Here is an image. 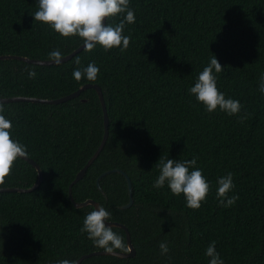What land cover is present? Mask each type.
<instances>
[{
  "label": "trees",
  "instance_id": "trees-1",
  "mask_svg": "<svg viewBox=\"0 0 264 264\" xmlns=\"http://www.w3.org/2000/svg\"><path fill=\"white\" fill-rule=\"evenodd\" d=\"M135 22L126 24L127 50L107 53L97 45L70 61L41 66L0 61V97L59 99L86 84L99 85L109 116V138L85 177L73 188L76 202L94 200L107 221L129 229L136 256H93L82 264H209L207 247L216 242L224 264H264V0H129ZM37 0H0V56L49 60L83 44L36 22ZM126 14L107 19L117 25ZM215 55V73L226 99L242 105L237 115L208 113L190 94L198 75ZM79 59L77 65L75 61ZM95 63V81L73 72ZM29 70L36 72L29 78ZM12 124V138L43 172L30 193H0V264H58L96 251L83 221L93 206L76 208L70 186L98 150L105 135L103 107L95 89L61 104L0 103ZM247 113L243 123L240 118ZM196 159L210 185L198 210L189 209L165 185L152 187L160 158ZM131 179L133 205L126 176ZM194 170V169H190ZM233 174L238 196L231 207L216 198L217 181ZM37 169L18 158L0 188H30ZM128 247L124 229L113 227ZM174 229V230H173ZM173 230V231H172ZM166 242L167 255L159 245ZM117 252H129L116 250Z\"/></svg>",
  "mask_w": 264,
  "mask_h": 264
},
{
  "label": "clouds",
  "instance_id": "clouds-1",
  "mask_svg": "<svg viewBox=\"0 0 264 264\" xmlns=\"http://www.w3.org/2000/svg\"><path fill=\"white\" fill-rule=\"evenodd\" d=\"M37 3L39 10L32 14L35 23L40 22L49 26L64 38L79 37L86 51H92L97 45L106 53L114 48H119L123 52L129 47L131 38L123 34L125 25L135 22V13L129 8V0H37ZM120 14L126 15L117 25L106 24L108 18ZM48 59L59 65L62 60L60 50L50 52ZM75 63L79 65L78 58ZM223 69L217 57L213 55L209 65L200 72L195 85L190 88V94L205 107L208 113H214L219 109L229 116L237 115L242 108L240 102L226 99L217 88L216 76L213 73L214 71L220 73ZM98 73L99 68L93 62L83 70L77 68L73 76L77 81L82 78L95 81ZM28 74L29 78L36 76L33 70H29ZM259 90L264 94V74L260 76ZM0 112H3L2 105ZM245 119L247 113L240 118V122L243 123ZM11 129V122L0 115V183L10 175L16 160L27 154L26 147L12 138ZM156 165L159 167V175L152 187L161 189L167 185L173 195L184 196L189 209L198 210L209 194L210 185L202 171L196 168V159L173 160L161 157ZM190 169L194 170L190 171ZM217 185L216 198L220 206L234 205L239 197L229 195L235 187L233 174L229 172L220 177ZM109 218L110 213L104 207L96 208L86 215L80 231L87 234L95 247L104 249L108 254H113L116 250L128 251L123 238L111 227L106 226ZM159 248L162 255L168 254L169 248L166 242H161ZM205 255L209 258V264H224L216 251L215 241L207 247ZM58 264H77V262L63 259L58 261Z\"/></svg>",
  "mask_w": 264,
  "mask_h": 264
},
{
  "label": "water",
  "instance_id": "water-1",
  "mask_svg": "<svg viewBox=\"0 0 264 264\" xmlns=\"http://www.w3.org/2000/svg\"><path fill=\"white\" fill-rule=\"evenodd\" d=\"M84 45H80L77 49H75L72 53L62 57V60L60 62V64L65 63L70 61L72 58H74L76 55H78L79 53H81L82 51H84ZM9 59H15V60H21L23 62L26 63H30V64H34V65H41V66H53V65H57L55 62L49 61V60H38V59H30L28 57H20V56H11V55H7V56H0V61L3 60H9ZM88 89H95L99 95L102 107H103V112H104V123H105V135L103 138V141L101 143V145L99 146L98 150L95 152V154L91 157V159L87 162V164L81 169V171L77 174L75 180L73 181V183L70 186V198L71 201L73 202L74 206L76 208H84L87 206H93L95 209L101 207V204L99 202H96L94 200H87L84 202H76L73 198V191L72 188L73 186L78 183L79 181H81L88 169L92 166V164L95 162V160L99 157V155L101 154V152L103 151V149L105 148L108 138H109V116H108V110H107V105L105 102V98H104V94L103 91L101 89V87L99 85L96 84H86L83 87H81L79 90L71 93L70 95H67L65 97L59 98V99H43V98H37V97H10V98H2L0 97V103H14V102H27V103H34V104H61L64 102H67L69 100H72L74 98H77L79 96H81V94L88 90ZM24 160H26L27 162H29L30 164H32L38 171L39 173V179L36 182L35 185H33L30 188H17V187H11V188H0V193H7V192H17V193H30L35 191L42 183L43 181V172L41 167L39 166V164L37 162H35L33 159L29 158L27 155L24 157H21ZM120 173L124 176H126L127 182H128V186H129V192H130V202L125 205L123 208L124 209H128L130 208L133 203H134V199H133V187H132V182L131 179L128 177V175L122 171V170H110L107 171L105 173H103L101 175V177L98 179V186H100V180L102 179V177L111 174V173ZM106 226L108 227H119L125 230L126 235H127V242H128V247H129V252H115L113 254H108L105 251H96L90 254H86L83 255L82 257H80L76 262L77 264H82L84 260L93 257V256H114V257H118L121 259H130L136 256V250L135 247L132 243V239H131V234L129 232V229L127 228L126 225L118 223V222H112V221H106Z\"/></svg>",
  "mask_w": 264,
  "mask_h": 264
}]
</instances>
